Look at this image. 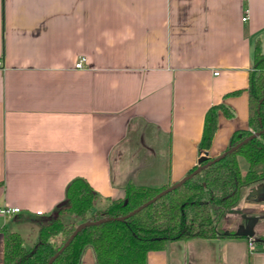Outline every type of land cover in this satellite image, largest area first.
Returning a JSON list of instances; mask_svg holds the SVG:
<instances>
[{
    "label": "crops",
    "instance_id": "obj_1",
    "mask_svg": "<svg viewBox=\"0 0 264 264\" xmlns=\"http://www.w3.org/2000/svg\"><path fill=\"white\" fill-rule=\"evenodd\" d=\"M257 46L264 53V0H0V205L21 209L0 215V240L3 227L22 234L28 222L34 241L76 176L99 208L128 183L172 184L204 151L221 154L248 126ZM217 104L233 114L218 109L201 149ZM249 188L225 230L257 215L264 239V200L247 198ZM79 264H97L92 247ZM147 264H264V243L170 241Z\"/></svg>",
    "mask_w": 264,
    "mask_h": 264
},
{
    "label": "trees",
    "instance_id": "obj_2",
    "mask_svg": "<svg viewBox=\"0 0 264 264\" xmlns=\"http://www.w3.org/2000/svg\"><path fill=\"white\" fill-rule=\"evenodd\" d=\"M248 94V126L232 133L228 148L264 127V53L259 46ZM220 108L228 116L233 114L223 104L207 111L201 149L212 143ZM260 182H264V131L129 217L87 225L51 264H79L88 246L97 264H147L149 251L163 249L170 241L238 236L234 230L225 233L226 215L240 204L249 187ZM169 185L128 183L124 197L109 199L96 208L99 195L86 178L76 176L66 185L58 208L43 219L30 245L19 231L3 227V264H46L79 223L125 215Z\"/></svg>",
    "mask_w": 264,
    "mask_h": 264
},
{
    "label": "water",
    "instance_id": "obj_3",
    "mask_svg": "<svg viewBox=\"0 0 264 264\" xmlns=\"http://www.w3.org/2000/svg\"><path fill=\"white\" fill-rule=\"evenodd\" d=\"M263 131H264V127L261 130H258V131L253 132L251 135H249L248 137L244 138L239 143H237V144H235L233 146H230L229 148H227L226 150H224L218 156L211 157L209 155V152L207 150L204 151L203 154L198 159V166L194 170L188 172L181 179H179L176 182L170 184L168 187H166L163 190H161L160 192H158L154 197L150 198L149 200H147L146 202H144L143 204H141L137 208L133 209L129 213H127L125 215H122V216H108V217H105V218H101L99 220H93V221L92 220H89V221H84V222L79 223L76 226V228L73 231V233L69 236V238L63 244V246L56 252V254L54 256H52L50 258V260L46 264H51L52 261L55 259V257L61 251H63V249L70 243V241L77 235V233L81 229H83L84 227H86L87 225L99 224V223L104 222V221L115 220V219H117V220H123V219L129 217L130 215L136 213L137 211H139L143 207H145L148 204L154 202L157 198L161 197L165 193H167V192H169V191L177 188L182 183H184L186 180H188L189 178H191L193 175H195L196 173L200 172L206 166H208L210 164H213L214 162H216V161L220 160L221 158H223L224 156H226L228 153H231V152L235 151L236 149H238L240 146H242L244 143H246L250 139H252V138H254L256 136H259ZM247 198H252L255 201H262V200H264V182H260L258 184H255V185L251 186L249 188V192L247 194ZM243 218H244V222L243 223H240L238 225V228L236 229L235 233L238 236H247L249 238L251 237V238H254V240H256L258 242L264 243V239L261 238V237H259V236H257L256 230H255V226H256L257 221L259 220V216H257V215H249V214H246L245 213V214H243ZM225 233L228 234L229 233V230H225Z\"/></svg>",
    "mask_w": 264,
    "mask_h": 264
},
{
    "label": "built area",
    "instance_id": "obj_4",
    "mask_svg": "<svg viewBox=\"0 0 264 264\" xmlns=\"http://www.w3.org/2000/svg\"><path fill=\"white\" fill-rule=\"evenodd\" d=\"M248 12H249V10H246V14L243 16L244 20L248 18ZM85 61H86V57L85 56H81L79 58V60L76 62L75 66L77 68H82L85 65ZM215 73L217 74L218 72H215ZM20 211H21V209L18 206H13L12 207V206H8V205H0V215H3V216H9V215H12L14 213H18ZM37 213L40 214V213H42V211L38 210ZM254 241H255L254 238H251V237L249 238L250 246H253Z\"/></svg>",
    "mask_w": 264,
    "mask_h": 264
},
{
    "label": "rangeland",
    "instance_id": "obj_5",
    "mask_svg": "<svg viewBox=\"0 0 264 264\" xmlns=\"http://www.w3.org/2000/svg\"><path fill=\"white\" fill-rule=\"evenodd\" d=\"M31 225L28 224V222H24L22 225V235L24 236L25 243L27 245H30L33 242L34 239V231L33 229L31 230ZM224 228H225V223H224Z\"/></svg>",
    "mask_w": 264,
    "mask_h": 264
}]
</instances>
